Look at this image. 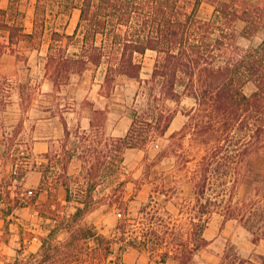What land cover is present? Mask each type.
I'll list each match as a JSON object with an SVG mask.
<instances>
[{"label": "trees", "instance_id": "obj_1", "mask_svg": "<svg viewBox=\"0 0 264 264\" xmlns=\"http://www.w3.org/2000/svg\"><path fill=\"white\" fill-rule=\"evenodd\" d=\"M202 1L214 8L208 18L198 15ZM57 4L66 11L78 8L79 16L73 33H51L45 69L54 86L68 83L71 75L82 73L89 65H104L102 87L108 93L117 75L139 78L142 64L136 57L153 50L156 59L150 80L159 85L160 94L172 100L182 94L192 96L204 111L181 129L192 130L194 141L204 148L196 163V201L190 206L193 216L185 232L168 237L167 231L160 230L162 222L155 226L153 217L141 221L134 231L124 218L110 237L85 219L98 205L94 191L124 172L125 149L146 148L163 136L175 113L157 104L143 112L134 110L126 132L108 136L94 131L96 114L102 112L97 109L90 129L77 131L79 141L72 147L68 145L72 131L63 120L61 151L54 155L61 170L54 186L47 184L46 169L41 170L39 188L47 185V198L38 201L35 209L46 223L44 231L35 233L39 245L30 264H119V258L112 257L115 243L122 252L139 247L162 263L170 258L171 264H196L195 255L210 243L204 230L215 201L207 191L222 185L233 197L243 178L242 168H255L248 156L257 153L264 161V39L257 45L241 46L235 26L238 20L244 21L241 35L246 37L264 28V0L245 1L241 7L237 0H58ZM45 8L46 0H37L34 30L28 32L18 11L12 14L0 6V30L7 33V43L1 46L11 50L21 42L38 46L36 37L42 33ZM65 36L67 44L77 38V50L56 44ZM249 81L255 89L247 94L243 87ZM75 156L81 160V168L71 175L68 167ZM124 182L122 179L118 186ZM58 184L65 189L62 198L56 193ZM223 210V221L236 218L255 240L264 237L254 230L249 209L230 204ZM237 259L241 264H257L239 255Z\"/></svg>", "mask_w": 264, "mask_h": 264}, {"label": "rangeland", "instance_id": "obj_2", "mask_svg": "<svg viewBox=\"0 0 264 264\" xmlns=\"http://www.w3.org/2000/svg\"><path fill=\"white\" fill-rule=\"evenodd\" d=\"M57 1L46 0L42 33L36 37L40 42L38 46L35 42L15 44L14 50L1 46L7 43V33L0 30V264L33 261L39 245L35 233L44 231L46 223L35 209L38 201L47 198V185L39 188L41 170L46 169L50 181L47 184L54 186L61 170L60 161L54 155L61 151L63 120L72 131L68 143L72 147L79 141L76 132L90 129L97 109L102 112L96 114L94 131L108 136L122 135L111 133L114 128L124 133L134 110L143 112L157 104L174 111L175 115L167 132L146 148L125 149L124 172L96 188L94 196L98 205L86 216V221L94 224L99 232L113 237L120 220L128 219L129 228L137 231L141 221H150L153 217L151 221L155 226L162 222L160 230L167 231L168 237H179L188 229L193 216L190 206L196 201V163L204 146L194 141L192 130L183 132L181 129L204 111L192 96L182 94L180 99L172 100L160 94L159 85L150 80L156 59L153 50L137 55L142 64L139 78L117 75L108 93L102 87L104 65H89L82 73L71 75L68 83L54 86L45 69V57L53 42L51 33H73L79 16L78 8L60 9ZM245 1L255 3L257 0H237L240 7ZM36 3L37 0H0V6L8 8L10 13L19 12L18 17L28 32L34 30ZM213 9L210 3L202 1L198 15L208 18ZM235 26L236 40L241 46L257 45L264 39V28L246 37L241 35L245 22L238 20ZM67 41L65 36L56 44L65 46ZM67 48L77 50V38L70 40ZM254 89L251 81L243 87L247 94ZM178 131L180 133L176 134ZM34 141L35 152L32 150ZM247 160L254 163L255 168L249 170V165L242 168L243 178L233 190V197H229L230 189L222 185L207 191L206 195L215 201L210 205L211 213L204 230L210 243L197 252L196 264H241L238 255L264 264V237L255 240V235L236 218L223 221L224 207L241 205L242 209L251 211L256 233H264V161L257 153H251ZM80 168L81 160L75 156L70 174H77ZM30 169L36 172L32 189L23 180ZM122 179L125 182L118 186ZM64 192V186L58 184L59 198ZM109 201L113 204L108 205ZM118 245L114 244L112 257L119 258V264L172 263L170 258L165 263L159 262V257H151L139 247H129L122 252Z\"/></svg>", "mask_w": 264, "mask_h": 264}, {"label": "crops", "instance_id": "obj_3", "mask_svg": "<svg viewBox=\"0 0 264 264\" xmlns=\"http://www.w3.org/2000/svg\"><path fill=\"white\" fill-rule=\"evenodd\" d=\"M206 2V1H205ZM126 132V131H125ZM124 132V133H125ZM124 133H119L117 132L116 128H114V130H112V133L111 134H115V135H120V134H124ZM32 150L35 152V141L33 142V145H32ZM75 158V157H74ZM74 158L71 160L70 164H69V167H68V172L70 174V166L74 163ZM36 172H35V169H30L27 171L25 177L23 180H25V184L28 186V187H31V189L33 187H35V175ZM39 180V178H38ZM26 207V206H25ZM33 213H35V211H33ZM80 264H87V263H80Z\"/></svg>", "mask_w": 264, "mask_h": 264}]
</instances>
